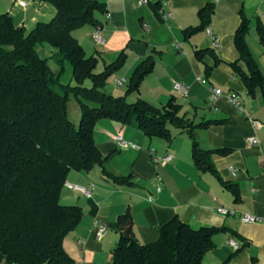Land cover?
<instances>
[{
    "label": "crops",
    "instance_id": "crops-1",
    "mask_svg": "<svg viewBox=\"0 0 264 264\" xmlns=\"http://www.w3.org/2000/svg\"><path fill=\"white\" fill-rule=\"evenodd\" d=\"M15 1L0 0V13H8L18 27L27 31L42 21L46 4L19 0L26 4L21 7ZM98 1L105 6V13L97 16L103 44L96 45L92 40L94 26H85L79 36H73L87 57L96 58L97 73L119 57L124 58L121 68L107 80L104 92L114 96L117 91L124 96L134 70L151 59L152 70L127 100L133 103L141 99L161 108L173 99L181 106L180 115L194 124L215 121L196 130L199 147L225 149L228 153L212 156L217 177L194 165L192 141L177 128L172 131L169 127L172 140L167 141L148 138L135 126L100 120L94 130L96 146L103 156H110L106 162L108 169L116 176L129 177L128 183H114L99 166L89 172L69 173L66 183L94 188L90 196L66 185L62 191V204L78 205L83 210L80 224L63 241L64 251L73 264H110L119 233L109 225L129 213L140 243L156 241L159 229L177 217L194 229L228 228V232L214 236L215 247L204 256L202 264H264V224H247L240 218L242 214L264 217V95L258 92L250 96L229 65L238 59L234 36L243 14L250 20L249 50L264 75V46L256 31L257 23L264 26V0H153L148 5L142 4V0ZM207 6L213 8L208 26L186 39L184 31L200 24L199 14ZM161 12L172 15L164 19ZM207 29L214 33L217 46H213ZM206 49L209 52L199 60L196 51ZM216 59L220 62L208 75L205 68L213 67ZM241 67L246 71L243 64ZM117 78L127 80L125 88L117 85ZM200 78L206 79L207 84H201ZM174 82L184 85L187 94L177 92ZM210 88L237 94L243 110L223 96L214 99ZM252 120L259 122L257 129ZM117 135L141 149L118 148ZM253 136L258 143L250 145L246 139ZM150 149L158 158H172L156 163ZM230 167L235 169L234 173ZM225 184L237 188L238 200ZM218 208L233 210L234 215H222L216 211ZM97 224L108 227L100 240L95 238ZM230 239L240 245L238 250L228 245Z\"/></svg>",
    "mask_w": 264,
    "mask_h": 264
},
{
    "label": "trees",
    "instance_id": "trees-1",
    "mask_svg": "<svg viewBox=\"0 0 264 264\" xmlns=\"http://www.w3.org/2000/svg\"><path fill=\"white\" fill-rule=\"evenodd\" d=\"M52 5L55 16L39 21L27 31L18 27L8 13H0V264H73L63 248L64 239L83 217L78 205H64L60 198L70 172H89L102 167L105 177L127 184L129 177L116 176L107 167L110 156H103L94 141L100 120H114L135 126L148 138L172 140L169 127L185 132L192 141L194 165L217 177L212 163L215 154L228 150H203L196 130L215 121L194 124L180 115L181 106L171 99L158 108L127 96L138 91L140 82L153 67L147 59L133 72L124 96L104 92L107 80L123 65L124 58L95 73L96 58L87 57L72 35L85 26H99L98 15L105 6L98 0H37ZM213 14L212 6L200 12V24L184 31L186 39L204 31ZM234 36L238 59L229 65L243 81L250 96L264 95V75L247 44L250 20L243 14ZM258 38L264 46V26L257 23ZM53 49L44 57L39 48ZM196 51V56L208 53ZM211 54V53H210ZM53 58L59 72L49 65ZM220 62L206 67L209 75ZM68 64L75 85L61 84ZM241 64L246 71L242 70ZM89 80L90 87L84 83ZM73 95L81 108L79 127L67 115V102ZM230 188L238 200V190ZM109 227L119 233L110 264H202L214 247V236L227 227L194 229L175 217L159 229L151 243H140L133 231L129 213L120 215Z\"/></svg>",
    "mask_w": 264,
    "mask_h": 264
},
{
    "label": "built area",
    "instance_id": "built-area-1",
    "mask_svg": "<svg viewBox=\"0 0 264 264\" xmlns=\"http://www.w3.org/2000/svg\"><path fill=\"white\" fill-rule=\"evenodd\" d=\"M152 2H153V0H142V4H145V5L151 4ZM18 5L21 6V7L26 6V4L24 2H22V1H19ZM161 14H162V17L164 19H167V18L171 17V15H172L170 12H167V13L161 12ZM109 17L110 16L107 14V18H109ZM144 28H147V25L144 24ZM206 33L211 38L213 46L214 47L217 46V39H216L214 33L210 29H207ZM92 40L94 41V43L96 45H102L103 44V38H102V35H101L100 27H96V29L92 33ZM199 81L203 85L207 84L206 79L200 78ZM116 83H117L118 86L121 87V86H124L127 83V80L123 79V78H117L116 79ZM174 89L177 92H179V93H181L183 95L187 94V89L185 88L184 85H182L180 83L174 82ZM210 91H211L214 99L223 96V97L226 98V100L230 104L234 105L240 111L243 110V107H242V105L239 102V97H238L237 94H235V93H224L221 89H218V88H210ZM252 125H253V127L255 129H257L260 126L259 122L255 121V120H252ZM115 141H116L117 147L120 148V149L131 148V149H134L136 151H139L141 149L140 146H138L137 144H135L133 142L126 141L121 135H117L116 138H115ZM246 142L248 144H250V145H254V144L258 143V139L256 137H254V136L253 137H248L246 139ZM149 154L152 156V160L154 162H156V163H159L160 161L169 162L171 160V158H172L170 155H167V156L162 157V158H158V157L155 156L154 149H150L149 150ZM230 170L233 173L235 172V169L233 167H230ZM65 185L68 188H70V189L76 190V191L84 194L85 196H90L91 192H92V190L94 188L93 185H89L88 187H81V186L72 185V184H69V183H66ZM158 191H160V187H158ZM216 211L218 213L222 214V215H234V211L233 210H228V209H224V208H218V209H216ZM240 218H241V221L243 223H247V224H255V223L264 224V217H256V216H252V215H249V214H242ZM107 231H108V227L106 225L97 224L96 225L95 238L97 240H100L101 238H103L106 235ZM228 245L231 246L232 248H234L235 250H238L240 248V245L233 239L228 240Z\"/></svg>",
    "mask_w": 264,
    "mask_h": 264
},
{
    "label": "rangeland",
    "instance_id": "rangeland-1",
    "mask_svg": "<svg viewBox=\"0 0 264 264\" xmlns=\"http://www.w3.org/2000/svg\"><path fill=\"white\" fill-rule=\"evenodd\" d=\"M16 4L18 5V2L19 0H16L15 1ZM12 3V2H11ZM35 5V12H38V6L36 4ZM42 13L44 14V16L42 17V21L43 22H48L50 21L54 16H55V9L53 8L52 5H49V4H46V8L44 10H42ZM81 29L83 28H80L78 30H75L72 35H80L82 32H79ZM40 51V53L44 56V57H50L52 56L53 54V49L47 47V46H44V48H39L38 49ZM49 65L53 68V70L55 72H59V69L58 67L55 65V62L53 60V58H50L49 59ZM64 71L62 73V77H61V80H60V83L65 85V84H71L72 86L75 85L74 81L72 80V71H71V68L68 64H66L64 66ZM95 73H97V71L95 70ZM112 79L111 78L109 80V82H112ZM84 85L86 87H90L91 86V82L89 80H87ZM122 89L125 88V85L121 87ZM115 97H118V96H121L120 94H117V91L115 92L114 94ZM67 115H68V118L69 120L74 124V126L76 128L79 127V124H80V119H81V108H80V105H79V102L77 101V99L73 96V95H70L69 96V99H68V102H67ZM172 129V131H175L177 130L176 128L174 127H170Z\"/></svg>",
    "mask_w": 264,
    "mask_h": 264
}]
</instances>
